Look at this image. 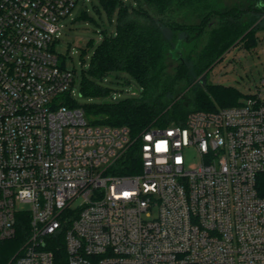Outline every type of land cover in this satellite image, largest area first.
I'll return each instance as SVG.
<instances>
[{"label": "built area", "instance_id": "1", "mask_svg": "<svg viewBox=\"0 0 264 264\" xmlns=\"http://www.w3.org/2000/svg\"><path fill=\"white\" fill-rule=\"evenodd\" d=\"M79 1L0 0V240L30 218L9 264H264V79L184 125L91 124L55 51Z\"/></svg>", "mask_w": 264, "mask_h": 264}, {"label": "trees", "instance_id": "2", "mask_svg": "<svg viewBox=\"0 0 264 264\" xmlns=\"http://www.w3.org/2000/svg\"><path fill=\"white\" fill-rule=\"evenodd\" d=\"M100 1L111 19L118 9L117 31L104 33L96 46L81 80L82 93L111 97L112 89L99 82L112 74H126L140 84L142 94L87 105L84 109L91 124L127 127L136 137L152 128L184 125L195 111H217L242 103L245 96L235 88L209 83L206 78L194 82L233 48L251 50L257 45L259 27L253 25L264 14L263 0H241L243 7H229L227 0ZM85 16L83 11L81 17ZM177 33L185 34L188 41L205 42L195 56L179 61L170 73V43ZM75 103L67 104L75 107ZM126 164L125 173L138 172L137 149H131ZM29 234V215L20 214L15 236L0 240V264H8L23 251Z\"/></svg>", "mask_w": 264, "mask_h": 264}, {"label": "rangeland", "instance_id": "3", "mask_svg": "<svg viewBox=\"0 0 264 264\" xmlns=\"http://www.w3.org/2000/svg\"><path fill=\"white\" fill-rule=\"evenodd\" d=\"M125 1L129 3L131 0ZM226 2L229 7H243L241 0H227ZM83 11L87 16L81 17ZM117 20L118 9L112 14L111 19L100 0H80L73 10L72 16L63 22L65 27L61 31L60 41L55 43V51L60 57L61 63L68 70H75L77 76L73 95L76 102L75 107L85 108L89 104L110 102L113 97L121 100L128 96L142 94L140 84L126 74H112L99 82L103 87L112 89L111 97L82 93L81 80L84 71L89 69L96 46L103 39L104 33L116 34ZM212 21L214 22L211 23L217 24L215 20ZM253 27H259L256 32L258 40L255 47L251 50L233 48L208 71L207 75L203 73L197 77L194 84L204 81L206 78L209 83L235 88L245 96L241 101L256 93L264 79V14L255 21ZM204 42V39L188 41L185 34L177 33L170 43L173 54L169 55V72L175 70L179 61L186 60L189 56H195L203 47ZM177 44L181 46L178 51ZM218 108L220 107L218 106ZM86 115L87 118L88 114ZM190 161L195 163L198 158L196 155L191 156Z\"/></svg>", "mask_w": 264, "mask_h": 264}]
</instances>
